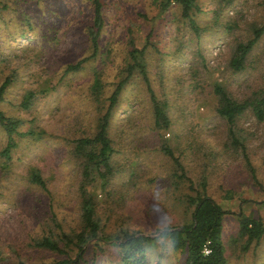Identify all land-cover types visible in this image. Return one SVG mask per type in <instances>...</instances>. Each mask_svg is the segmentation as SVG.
I'll return each mask as SVG.
<instances>
[{
  "label": "rangeland",
  "instance_id": "374dc122",
  "mask_svg": "<svg viewBox=\"0 0 264 264\" xmlns=\"http://www.w3.org/2000/svg\"><path fill=\"white\" fill-rule=\"evenodd\" d=\"M100 1L99 52L63 73L68 63L89 55L90 0H0V82L9 79L0 110L19 120L7 156L1 151L7 136L0 125V264H42L74 255L59 235L72 234L81 224V167L72 149L76 138L95 128L98 110L88 90L92 69L101 72L105 97L128 50L145 40L147 78L169 125L153 126L149 94L134 70L109 119L112 173L104 188L98 178L87 186L95 193L101 237L98 251L93 242L83 243L81 264L92 259L95 264H130L112 241L121 230L153 236L189 220L185 194L192 192L185 177L171 175L175 165L162 146L179 158L193 184L204 177L206 192L224 210L225 264H264V234L244 247L237 223L239 211L264 215V117L257 120L247 109L236 119L254 181L240 150L226 147V124L214 110L212 92L219 82L235 99L264 96V31L240 69L228 63L235 43L264 21V0H197V30L181 17L176 3L160 9L159 0ZM33 171L44 187L33 182ZM43 235L63 250L36 246ZM183 261L182 250L157 237L144 245L139 264Z\"/></svg>",
  "mask_w": 264,
  "mask_h": 264
},
{
  "label": "trees",
  "instance_id": "16d2710c",
  "mask_svg": "<svg viewBox=\"0 0 264 264\" xmlns=\"http://www.w3.org/2000/svg\"><path fill=\"white\" fill-rule=\"evenodd\" d=\"M171 3H176L180 8V15L195 30L196 25L193 19L194 10H199L197 0H159V8L165 9ZM91 4V22L87 27V39L90 52L88 56L81 57L73 63H68L63 69V73L74 71L80 67L82 61L88 57H94L99 52L98 35L103 26L102 3L100 0H90ZM264 31V21L252 28V35L245 41H237L232 49L229 58V65L232 69H240L246 58L247 52L252 48L255 41ZM146 46V40L140 47H132L128 50V59L125 66L118 72L119 78L114 83L113 88L105 97L102 95L103 82L101 72L97 68L92 69V78L88 90L98 110L94 131L91 135H82L74 140L73 154L78 158L81 170V181L78 186L79 192V214L80 227L72 234L60 231L59 238L63 241L65 247L71 246L75 249L72 257H62L52 262L42 264H81L83 260L85 241H91L96 244V251L100 249L98 240L99 223L95 217L96 197L95 193L87 189L95 178L99 179L101 188H104L108 180V175L112 173L110 159L114 153V146L111 137L108 134L109 119L111 111L117 103L118 95L125 82L136 70L143 78L146 90L149 94L153 126L156 129H166L169 125V118L166 115L164 105L159 101L149 85L146 74V64H144L143 50ZM9 79L5 77L0 82V100L3 96ZM212 92L215 96V112L222 117L226 124L227 142L226 147L234 150L239 149L242 153L245 163L249 166V175L255 181L256 174L250 166V160L246 154V149L240 136L237 134V117L245 110L251 111L257 120L264 117V96L246 97L242 99L233 98L219 83L214 82ZM19 120L5 115L0 110V125L5 131L7 141L2 148V153L7 156L12 143L11 134L16 132ZM162 150L169 155L175 165L172 171L173 177L187 180V187L192 192L185 194L186 202L191 206L189 220L175 226H166L159 230L157 235L149 236L142 233L127 232L121 230L112 240L122 249V259L129 261L130 264H139L144 255V245L153 238L166 237L173 249H180L184 252V264H225L226 259L223 252V243L221 240V215L224 210L220 205L206 192V181L201 177L194 184L188 178L183 170L179 158L173 155L171 149L162 146ZM97 175L98 177H95ZM33 182L44 187V182L40 175L33 171L31 174ZM261 201L264 202V199ZM53 216V215H52ZM238 234L245 237L244 247L252 240L256 241L264 234V215L252 217L242 214L239 211L237 215ZM35 245L50 250L61 251L58 241L52 239L49 235H43L36 240ZM208 248L203 252V247ZM17 264H23L21 260ZM90 264H95L94 259Z\"/></svg>",
  "mask_w": 264,
  "mask_h": 264
},
{
  "label": "built area",
  "instance_id": "2783aa9c",
  "mask_svg": "<svg viewBox=\"0 0 264 264\" xmlns=\"http://www.w3.org/2000/svg\"><path fill=\"white\" fill-rule=\"evenodd\" d=\"M202 250H203V252H207L208 248L206 246H204Z\"/></svg>",
  "mask_w": 264,
  "mask_h": 264
}]
</instances>
